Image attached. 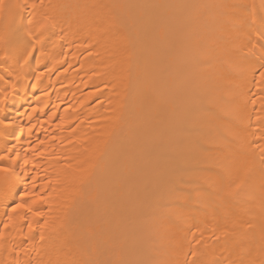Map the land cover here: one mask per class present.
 Masks as SVG:
<instances>
[{
	"label": "bare ground",
	"instance_id": "bare-ground-1",
	"mask_svg": "<svg viewBox=\"0 0 264 264\" xmlns=\"http://www.w3.org/2000/svg\"><path fill=\"white\" fill-rule=\"evenodd\" d=\"M4 5L0 264H264V0Z\"/></svg>",
	"mask_w": 264,
	"mask_h": 264
},
{
	"label": "snow or ice",
	"instance_id": "snow-or-ice-1",
	"mask_svg": "<svg viewBox=\"0 0 264 264\" xmlns=\"http://www.w3.org/2000/svg\"><path fill=\"white\" fill-rule=\"evenodd\" d=\"M7 7L11 8L12 6L8 5ZM4 8H5L4 0H0V13L3 12ZM45 19L47 20L48 18L46 17ZM3 38L7 39V33H5ZM34 49H35V42H33L32 50H29L27 55L24 57L25 63H27L28 57L32 56L34 54ZM261 76H264V72H261ZM8 95H9L8 93H5V96H4V102L5 103L7 102ZM33 111H36V109H33ZM12 124H13V121H7L5 123V127H11ZM11 151H13V149H9V152H11ZM6 160H11L12 164L15 165L17 163V161L19 160V153H17L15 156L0 155V162L6 161ZM27 163H28V161H27V159H25L24 165H27ZM13 178H15L16 180H19V178H20L19 173H17L15 171L14 167H6V166L0 165V181H3L4 183H9L13 180ZM27 195H29V193L25 192V193L21 194V197L23 198L24 196H27ZM40 199H43V197H40ZM24 207H25V205L22 203H15L13 206V211H15L16 209H22ZM37 215H40V214L37 213ZM29 227H31V225H29Z\"/></svg>",
	"mask_w": 264,
	"mask_h": 264
}]
</instances>
